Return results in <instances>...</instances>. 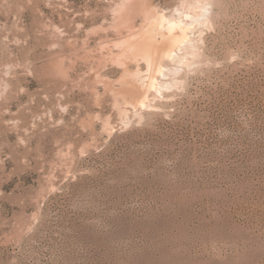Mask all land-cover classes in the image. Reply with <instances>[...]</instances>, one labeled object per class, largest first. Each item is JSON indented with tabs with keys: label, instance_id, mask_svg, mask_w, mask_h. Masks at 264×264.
Segmentation results:
<instances>
[{
	"label": "rangeland",
	"instance_id": "1",
	"mask_svg": "<svg viewBox=\"0 0 264 264\" xmlns=\"http://www.w3.org/2000/svg\"><path fill=\"white\" fill-rule=\"evenodd\" d=\"M112 1L0 0V264H264V0H214L140 115Z\"/></svg>",
	"mask_w": 264,
	"mask_h": 264
},
{
	"label": "bare ground",
	"instance_id": "2",
	"mask_svg": "<svg viewBox=\"0 0 264 264\" xmlns=\"http://www.w3.org/2000/svg\"><path fill=\"white\" fill-rule=\"evenodd\" d=\"M176 1L168 9H160L154 0L112 1L111 21L117 36L109 57L121 74L111 93L119 114L126 113L123 105L139 115L154 107L155 96L182 83L181 70L197 63L202 28L213 24L214 0ZM136 15L142 17L140 23ZM130 63L135 68L131 69ZM103 124L110 125L108 121Z\"/></svg>",
	"mask_w": 264,
	"mask_h": 264
}]
</instances>
